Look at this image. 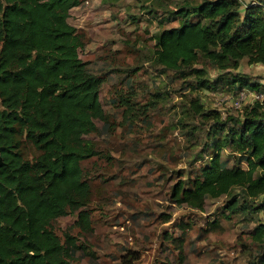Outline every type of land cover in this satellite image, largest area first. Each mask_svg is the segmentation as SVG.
Listing matches in <instances>:
<instances>
[{
	"label": "trees",
	"instance_id": "obj_1",
	"mask_svg": "<svg viewBox=\"0 0 264 264\" xmlns=\"http://www.w3.org/2000/svg\"><path fill=\"white\" fill-rule=\"evenodd\" d=\"M79 4L80 0H0V264H70L78 245L67 232L62 241L53 221L76 215L74 223L81 230L91 229L86 207L90 183L82 162L98 150L85 136L96 132L95 120H105L106 115L99 100L103 79L79 57L83 40L68 21L70 10ZM262 5L183 0L167 11L178 24L153 35L155 63L184 78L190 90L218 87L210 82L208 69L197 66L202 60L229 77L228 89L264 92V84L237 71L244 58L250 65L264 66ZM187 108L212 121L206 130L210 152L193 177L179 176L172 184L171 200L202 211L207 198L226 196L229 213L260 211L262 101L225 118L216 109H205L198 98ZM180 122L185 133H197L194 122L189 128ZM23 141L38 151L32 159L23 156ZM167 220L164 216L162 221ZM251 238L263 247L264 221L255 225ZM177 241L181 253L182 237ZM256 258L264 264V250Z\"/></svg>",
	"mask_w": 264,
	"mask_h": 264
},
{
	"label": "rangeland",
	"instance_id": "obj_2",
	"mask_svg": "<svg viewBox=\"0 0 264 264\" xmlns=\"http://www.w3.org/2000/svg\"><path fill=\"white\" fill-rule=\"evenodd\" d=\"M182 1L80 0L70 10L68 21L83 40L79 57L103 79L99 100L106 115L95 120L97 131L85 136L98 150L82 162L90 183L91 229L81 230L70 214L52 223L62 241L65 232L76 240L70 264H259L264 245L253 241L251 232L264 221L260 211L229 213L226 196L207 198L202 211L170 197L178 177H193L210 152L206 130L212 121L194 116L190 101L198 98L225 118L242 114L256 99L245 87L234 107L240 96L236 86L228 89L229 77L202 60L197 66L208 69L216 89L190 90L184 78L155 63L153 35L178 24L167 11ZM237 71L264 84L261 64L244 59ZM180 121L186 128L194 122L197 133H185ZM21 150L27 159L38 154L26 141Z\"/></svg>",
	"mask_w": 264,
	"mask_h": 264
},
{
	"label": "built area",
	"instance_id": "obj_3",
	"mask_svg": "<svg viewBox=\"0 0 264 264\" xmlns=\"http://www.w3.org/2000/svg\"><path fill=\"white\" fill-rule=\"evenodd\" d=\"M262 11L264 13V4L262 5ZM243 90H241L238 95L240 94V96L235 100L234 102V107H238L240 105V100L242 99V96L244 95V93L242 92ZM256 99L254 101H263L264 100V93L263 92H256V95H255ZM262 207H261V210H260V215L261 217H264V200H262Z\"/></svg>",
	"mask_w": 264,
	"mask_h": 264
},
{
	"label": "crops",
	"instance_id": "obj_4",
	"mask_svg": "<svg viewBox=\"0 0 264 264\" xmlns=\"http://www.w3.org/2000/svg\"><path fill=\"white\" fill-rule=\"evenodd\" d=\"M244 1H246V2H261V3L264 4V0H244ZM244 59H246V58H244ZM244 59H242L240 63H242V61H243ZM246 61H247V60H246ZM262 66H263V65H262ZM263 67H264V66H263Z\"/></svg>",
	"mask_w": 264,
	"mask_h": 264
},
{
	"label": "water",
	"instance_id": "obj_5",
	"mask_svg": "<svg viewBox=\"0 0 264 264\" xmlns=\"http://www.w3.org/2000/svg\"><path fill=\"white\" fill-rule=\"evenodd\" d=\"M2 164V160H1V157H0V165Z\"/></svg>",
	"mask_w": 264,
	"mask_h": 264
}]
</instances>
